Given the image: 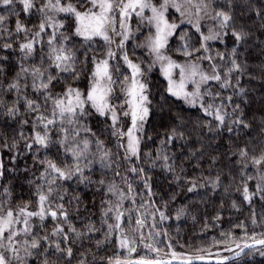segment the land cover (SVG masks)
Instances as JSON below:
<instances>
[{
  "label": "snow or ice",
  "instance_id": "1",
  "mask_svg": "<svg viewBox=\"0 0 264 264\" xmlns=\"http://www.w3.org/2000/svg\"><path fill=\"white\" fill-rule=\"evenodd\" d=\"M238 7L241 15L254 13L264 33V7L254 0H0V52L19 54L11 79L5 78L10 56L0 54V122L16 128L11 136L0 132V153H11L13 165L25 156L32 161L6 167L0 156V264H96L113 238L128 256L102 258L103 264L264 257V117L258 126L248 119L242 84L256 78L242 49L264 40L239 22ZM229 38L232 46L221 47ZM154 71L165 81L160 103L152 98ZM169 98L198 115L193 120L177 110L163 135L153 130L154 138L151 118L171 110ZM224 140L223 150L212 147ZM148 141L155 151L145 150ZM176 148L187 155L178 157ZM206 156L207 175L185 176L177 163L201 167ZM154 169L177 187L183 180L188 193H221V209L225 199L236 212L247 205L246 221L236 225L243 235L222 232L225 239L213 246L223 245V252L185 255L171 242L165 251L159 237L168 232L158 225L171 217L154 199ZM17 172L25 173L27 199L13 197L8 174L15 179ZM92 186L101 194L98 221L82 199L81 189ZM192 211L183 205L175 218ZM221 218L217 211L214 222ZM141 244L155 255L132 259Z\"/></svg>",
  "mask_w": 264,
  "mask_h": 264
},
{
  "label": "trees",
  "instance_id": "2",
  "mask_svg": "<svg viewBox=\"0 0 264 264\" xmlns=\"http://www.w3.org/2000/svg\"><path fill=\"white\" fill-rule=\"evenodd\" d=\"M239 2V0H238ZM256 7H264V0H254ZM243 7V5H241ZM237 18L240 23L247 24L250 27H253L255 31V36L259 37L261 40H264V33H262L256 27V18L254 13H244L240 14V8L236 9ZM14 20V18H13ZM36 20L35 17L32 18L31 21H27L28 23H34ZM11 23V21H10ZM185 30H192L190 27L181 26ZM194 31V30H192ZM231 38L228 39L226 46H232ZM244 52V56L242 59H246L248 62V71L251 72L256 78L249 79L248 77H244L242 79V84L248 89V103L245 105V113L249 120H252L257 126L262 117H264V44H259L250 41L249 46L242 49ZM0 54H8L10 59L5 62L8 67H6L5 71L7 73L6 79H11V76L14 75L12 67L16 64V56L18 53H2ZM165 84L163 78L159 75L158 71H154L151 75V85L153 88V100L156 103H160L159 94ZM171 110L166 106L163 112H157L151 118V122L148 126V131L150 134H153L155 138V133L153 130L155 129L161 135H163L164 131L167 130V127L171 123L170 115H175L176 111L179 110L185 114L186 117H190L191 119H195L198 115L195 109L186 108L180 101H176L173 98H169ZM16 128L14 125H5L0 122V132H7L9 136L14 134ZM193 143V141H190ZM221 147L223 150L227 147V140L220 141L219 144L213 142L212 147ZM157 145L152 143V141H148L147 147L145 150L155 151ZM212 151V149H209ZM177 156H186L187 152L185 150H181L180 148H176ZM215 155H219V153H214ZM11 153H0L2 156L6 167H14V168H23L25 165H31L32 161L29 157L25 156L21 158L17 164L13 165L10 161ZM209 158L206 156L199 163L201 167H196L194 160L183 159L177 160L178 164H182L186 169L184 172L185 176L195 177L201 171L204 172L205 175L208 174L209 168ZM16 178L12 179V174H8V182L15 189L13 193V197L18 199L20 197H24L27 199L29 195L28 185L24 182L23 177L25 173L17 172ZM3 183V182H0ZM152 183L153 189L157 196L154 199L157 201V206H160L162 210L166 211V214L171 218L163 224H159L158 227L168 232V237H159V239L163 240L164 243L160 246L164 248L165 251L166 244L171 242L174 249L178 253H183L185 255H195L198 249L205 248L215 253L217 251L223 252V245L213 246L214 241L224 240L225 237L221 234L222 232H231L235 237L239 238L243 235L242 230L239 227H236L237 223L246 221L249 213L248 206L242 205L241 211L236 212L231 209L230 199H225L223 202V208L221 209V198L222 194L217 193L213 195L210 190L201 189L198 192L188 193L186 191L187 184L184 183L183 180L180 181L183 184V187H177V183L172 182L169 174L159 170H152ZM142 191V189H140ZM208 192V195L205 196L204 193ZM82 199H84L85 204L87 205L89 211L86 213L91 216L93 220H99V203L101 200V194L99 192H95V186H92L91 189H81ZM174 197V199H173ZM233 198L239 200L241 199L238 194H236ZM168 201L167 208L163 207V202ZM93 202L95 203V207H93ZM183 205H187L193 211L191 215L184 216L177 220L175 218V213L178 208ZM259 206V201H257V207ZM127 207V204H126ZM217 211L222 212V218L219 221L214 222V218L216 216ZM192 216H195L196 219L193 220ZM158 220V216H157ZM151 223V219L149 218V224ZM209 225V227H205V225ZM257 231L260 229L257 228ZM145 233L147 234L148 228H145ZM249 231H252V227L249 224ZM131 235V233H129ZM99 236V234H97ZM79 247V245H77ZM84 247H93L94 242L91 245L85 244ZM224 255H229V253L224 252ZM152 256L154 253L149 252L147 249L143 247L141 244L137 247V251L132 254V259H139L142 256ZM163 255V253H161ZM113 256H121L126 257L128 253L126 250H122L119 248L118 243L113 238V241L109 244L103 246L97 252V260L96 264H103L102 258L113 257ZM75 264V261L73 262ZM232 264H264V257L260 256L258 253L253 254L246 257H241L239 260L232 262Z\"/></svg>",
  "mask_w": 264,
  "mask_h": 264
},
{
  "label": "water",
  "instance_id": "3",
  "mask_svg": "<svg viewBox=\"0 0 264 264\" xmlns=\"http://www.w3.org/2000/svg\"><path fill=\"white\" fill-rule=\"evenodd\" d=\"M230 255V254H229ZM240 259V258H239ZM175 264V262H174ZM195 264H203V262H200V261H196ZM208 264H215V259L214 257L213 258H209V262Z\"/></svg>",
  "mask_w": 264,
  "mask_h": 264
},
{
  "label": "rangeland",
  "instance_id": "4",
  "mask_svg": "<svg viewBox=\"0 0 264 264\" xmlns=\"http://www.w3.org/2000/svg\"><path fill=\"white\" fill-rule=\"evenodd\" d=\"M172 13H173V18L179 16V14H178V13H175L174 10H172ZM181 26H187V27H190V28H191V25H188V24H186V23L183 24V25H181Z\"/></svg>",
  "mask_w": 264,
  "mask_h": 264
}]
</instances>
